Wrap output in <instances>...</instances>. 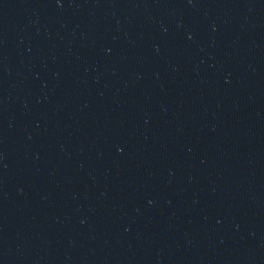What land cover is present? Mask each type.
<instances>
[{"label": "water", "instance_id": "95a60500", "mask_svg": "<svg viewBox=\"0 0 264 264\" xmlns=\"http://www.w3.org/2000/svg\"><path fill=\"white\" fill-rule=\"evenodd\" d=\"M0 264H264V0H0Z\"/></svg>", "mask_w": 264, "mask_h": 264}]
</instances>
